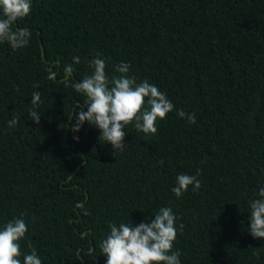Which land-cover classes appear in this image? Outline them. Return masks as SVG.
<instances>
[{"label":"trees","instance_id":"trees-1","mask_svg":"<svg viewBox=\"0 0 264 264\" xmlns=\"http://www.w3.org/2000/svg\"><path fill=\"white\" fill-rule=\"evenodd\" d=\"M16 27L31 39L15 51L0 44V229L23 214L22 253L105 264L110 223L135 226L170 207L184 225L173 244L181 264H264V238L247 230L264 187V0H32ZM97 53L109 78L126 62L174 105L154 136L129 124L114 153L94 126H69L85 100L71 85ZM198 171L201 188L177 198V175Z\"/></svg>","mask_w":264,"mask_h":264},{"label":"clouds","instance_id":"clouds-1","mask_svg":"<svg viewBox=\"0 0 264 264\" xmlns=\"http://www.w3.org/2000/svg\"><path fill=\"white\" fill-rule=\"evenodd\" d=\"M31 8L32 0H0V44L7 43L14 51L28 46L30 30L14 29L13 24L28 17ZM73 60L79 63V57ZM106 67V60L97 53L90 61L91 74L71 85L85 100L82 108L73 109L69 126L73 133H78L85 122L94 126L100 132L99 140L110 144L114 153L123 151L128 134L125 129L129 124L145 136H154L158 131L157 121L165 119L174 110V105L154 84L147 80L138 83L135 77L130 76V65L126 62L114 66L113 71L118 75L111 78ZM68 83L66 80L65 85ZM38 87L34 85V88ZM40 102V92L34 91L31 104L38 106ZM28 115L33 123L39 124L40 113L31 110ZM177 115L186 117L190 124L196 123L195 112L186 114L180 110ZM18 121L19 116H16L7 125L14 128ZM73 139L78 141L79 137L74 135ZM199 175V171L195 175L178 174L171 191L177 198L182 197L189 186L198 191L201 188ZM255 195L258 198L250 201L247 230L253 239H261L264 238V187H260ZM152 216L154 218L145 219L135 226L131 223L109 224L110 232L99 245L102 256L106 258L105 264H181V253L173 251V244L177 231L182 232L184 225L177 228L178 218L170 207H161ZM27 231L23 214L9 220L0 229V264H42L35 248L29 245V253L21 251L19 242Z\"/></svg>","mask_w":264,"mask_h":264}]
</instances>
